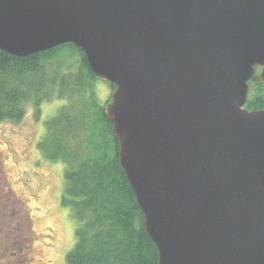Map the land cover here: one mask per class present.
<instances>
[{
  "label": "water",
  "instance_id": "95a60500",
  "mask_svg": "<svg viewBox=\"0 0 264 264\" xmlns=\"http://www.w3.org/2000/svg\"><path fill=\"white\" fill-rule=\"evenodd\" d=\"M65 43L115 85L105 114L158 264H264V109L246 108L264 0H0V50Z\"/></svg>",
  "mask_w": 264,
  "mask_h": 264
},
{
  "label": "trees",
  "instance_id": "16d2710c",
  "mask_svg": "<svg viewBox=\"0 0 264 264\" xmlns=\"http://www.w3.org/2000/svg\"><path fill=\"white\" fill-rule=\"evenodd\" d=\"M85 53L72 43L23 57L0 50V122H19L29 106L63 100L38 140L42 159L63 162L60 204L74 222L67 264H158L134 190L118 159V141ZM246 108L264 109V86L250 81ZM112 97V96H111Z\"/></svg>",
  "mask_w": 264,
  "mask_h": 264
},
{
  "label": "rangeland",
  "instance_id": "374dc122",
  "mask_svg": "<svg viewBox=\"0 0 264 264\" xmlns=\"http://www.w3.org/2000/svg\"><path fill=\"white\" fill-rule=\"evenodd\" d=\"M112 90L99 84L102 103ZM62 104L44 103L38 118L29 106L22 121L0 122V264H67L74 247L75 225L60 204L63 162L42 159L38 150L44 123Z\"/></svg>",
  "mask_w": 264,
  "mask_h": 264
},
{
  "label": "flooded vegetation",
  "instance_id": "af4514ba",
  "mask_svg": "<svg viewBox=\"0 0 264 264\" xmlns=\"http://www.w3.org/2000/svg\"><path fill=\"white\" fill-rule=\"evenodd\" d=\"M260 71V70H259ZM259 71H258V73H259ZM12 190V189H11ZM0 228H3V224H2V222H0ZM0 235H2L1 234V230H0ZM32 261V260H31Z\"/></svg>",
  "mask_w": 264,
  "mask_h": 264
}]
</instances>
